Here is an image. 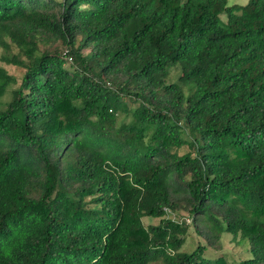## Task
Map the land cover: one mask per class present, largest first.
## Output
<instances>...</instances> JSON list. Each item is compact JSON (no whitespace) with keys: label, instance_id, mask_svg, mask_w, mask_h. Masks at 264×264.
<instances>
[{"label":"trees","instance_id":"1","mask_svg":"<svg viewBox=\"0 0 264 264\" xmlns=\"http://www.w3.org/2000/svg\"><path fill=\"white\" fill-rule=\"evenodd\" d=\"M0 60V264H264V0H0Z\"/></svg>","mask_w":264,"mask_h":264},{"label":"rangeland","instance_id":"2","mask_svg":"<svg viewBox=\"0 0 264 264\" xmlns=\"http://www.w3.org/2000/svg\"><path fill=\"white\" fill-rule=\"evenodd\" d=\"M246 0H227V4H243ZM221 19H224L223 15L220 17ZM14 51V49H12ZM0 65L5 68V70L9 73L15 76V78L18 79L21 76L22 69L7 64L0 60ZM6 99V96L3 97V100ZM142 222L144 224H156L157 219H152L150 217H144L142 218ZM188 224V223H186ZM193 229L189 226L188 227V233L187 237L184 241V244L181 247L182 251L189 252L191 251L197 244L205 245L204 241L201 236L197 235L192 231ZM220 251L219 249H213L210 247L204 246L203 256L206 258H214L218 254H222L224 258L228 261L229 264H251L249 261H246L250 259L251 255L248 251V244L247 241H238L237 239H232L231 235L227 232H223L220 237Z\"/></svg>","mask_w":264,"mask_h":264},{"label":"clouds","instance_id":"3","mask_svg":"<svg viewBox=\"0 0 264 264\" xmlns=\"http://www.w3.org/2000/svg\"><path fill=\"white\" fill-rule=\"evenodd\" d=\"M186 220V222H187V219H185Z\"/></svg>","mask_w":264,"mask_h":264}]
</instances>
